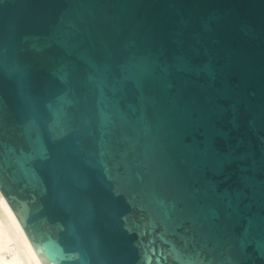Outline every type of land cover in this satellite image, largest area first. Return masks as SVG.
Returning a JSON list of instances; mask_svg holds the SVG:
<instances>
[{
	"label": "water",
	"instance_id": "95a60500",
	"mask_svg": "<svg viewBox=\"0 0 264 264\" xmlns=\"http://www.w3.org/2000/svg\"><path fill=\"white\" fill-rule=\"evenodd\" d=\"M0 193L42 264H264V0H0Z\"/></svg>",
	"mask_w": 264,
	"mask_h": 264
},
{
	"label": "bare ground",
	"instance_id": "6f19581e",
	"mask_svg": "<svg viewBox=\"0 0 264 264\" xmlns=\"http://www.w3.org/2000/svg\"><path fill=\"white\" fill-rule=\"evenodd\" d=\"M0 264H42L1 193Z\"/></svg>",
	"mask_w": 264,
	"mask_h": 264
}]
</instances>
